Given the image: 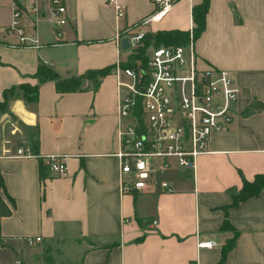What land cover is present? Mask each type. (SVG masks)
<instances>
[{"label": "crops", "instance_id": "0c3cea01", "mask_svg": "<svg viewBox=\"0 0 264 264\" xmlns=\"http://www.w3.org/2000/svg\"><path fill=\"white\" fill-rule=\"evenodd\" d=\"M121 1L126 13L118 17L107 0H66L68 21L60 34L44 18L37 30L28 26L39 46L0 42L1 100L13 85L37 83L42 62L62 76L112 67L96 88L86 79L80 90L60 91L55 80H46L35 105L17 96L0 114V147L25 146L33 153L0 159V200L12 211L0 216V249L30 264H264V189L231 206L244 180L264 174V110L244 114L254 99L264 101V0H209L204 29L194 39L200 65L230 70L242 88L230 128L211 136L193 169L167 170L172 192L127 194L116 156L113 68L130 54L121 47L122 31L155 4ZM202 1L178 0L147 29L190 31L194 6ZM13 11V0H0V27L12 21ZM54 154L67 163L66 174L46 168L45 158ZM226 220L230 226L224 228ZM27 237L41 241L29 246ZM203 240L216 245L199 247Z\"/></svg>", "mask_w": 264, "mask_h": 264}, {"label": "built area", "instance_id": "2783aa9c", "mask_svg": "<svg viewBox=\"0 0 264 264\" xmlns=\"http://www.w3.org/2000/svg\"><path fill=\"white\" fill-rule=\"evenodd\" d=\"M12 21L0 27V42L10 45L39 46L37 36L28 33V26L37 30L41 19L53 23L60 34L68 21L66 0H13ZM118 17L126 13L121 0H107ZM155 9L127 26L120 35L130 37L131 53L142 44L147 27L162 20L178 0H152ZM15 37L16 41H9ZM193 29L186 43L152 47L144 61L137 57L119 58L113 71L117 77L118 124L120 147V187L127 193L172 192L164 174L173 165L193 169L198 156L208 152L211 136L228 130L234 120L235 103L242 92L233 73L213 65L202 66L195 48ZM8 40V41H7ZM33 153L25 146L15 150L0 147L2 158H26ZM157 159L158 162L154 160ZM48 169L58 176L68 171L59 155L45 158ZM192 162V165L190 163ZM34 246L41 237H27ZM213 240L199 242V247L212 248ZM15 264H30L17 257Z\"/></svg>", "mask_w": 264, "mask_h": 264}, {"label": "trees", "instance_id": "16d2710c", "mask_svg": "<svg viewBox=\"0 0 264 264\" xmlns=\"http://www.w3.org/2000/svg\"><path fill=\"white\" fill-rule=\"evenodd\" d=\"M209 8V0H203L200 4L195 5L194 19L196 22L193 28L194 36L196 37L205 26V13ZM190 31L184 29H160L157 31H147L143 38L142 44L139 45L135 51L129 54L134 62L137 57H142L144 61L148 58L149 51L152 47L160 46L162 44H176V43H186L189 40ZM112 67H104L100 69H90L84 74H77L73 72L69 76H62L53 66L48 63H40L34 76L37 77V83L23 82L18 85H13L4 91V98L0 99V114L8 111L10 107V102L13 98L21 96L24 98L26 103L33 106L38 101L39 87L40 83L53 79L56 82V86L60 91H76L85 87L86 79H89L94 88H96L100 82L103 75L109 72ZM264 110V101L256 98L253 100L251 106L247 108L244 112L245 115L252 114L256 111ZM33 152H36L39 147L38 131L33 134ZM37 153V152H36ZM48 169V166L46 165ZM264 189V174H258L252 181L244 180L242 188L233 194V200L231 206H236L240 202L258 195ZM12 213L11 209L7 204L0 200V216L10 215ZM230 226L228 221L224 222V228ZM234 239L224 248L226 252L232 245Z\"/></svg>", "mask_w": 264, "mask_h": 264}, {"label": "rangeland", "instance_id": "374dc122", "mask_svg": "<svg viewBox=\"0 0 264 264\" xmlns=\"http://www.w3.org/2000/svg\"><path fill=\"white\" fill-rule=\"evenodd\" d=\"M154 161L158 162L157 159H155ZM181 172L185 174L186 170H182ZM61 257H66V253L64 251H62ZM16 258L17 257L12 250H10V249L1 250L0 249V264H15Z\"/></svg>", "mask_w": 264, "mask_h": 264}, {"label": "water", "instance_id": "95a60500", "mask_svg": "<svg viewBox=\"0 0 264 264\" xmlns=\"http://www.w3.org/2000/svg\"><path fill=\"white\" fill-rule=\"evenodd\" d=\"M131 45L130 37L128 35H125L121 38V47L123 49H128ZM192 165V162L190 163Z\"/></svg>", "mask_w": 264, "mask_h": 264}]
</instances>
